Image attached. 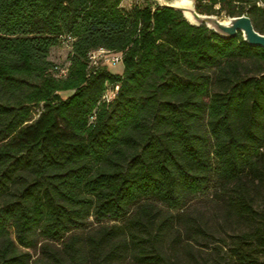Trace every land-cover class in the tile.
I'll use <instances>...</instances> for the list:
<instances>
[{
	"label": "trees",
	"instance_id": "1",
	"mask_svg": "<svg viewBox=\"0 0 264 264\" xmlns=\"http://www.w3.org/2000/svg\"><path fill=\"white\" fill-rule=\"evenodd\" d=\"M209 2L264 34L255 0ZM120 3L0 0V264H167L164 245L192 254L212 227L201 199L231 227L203 264H264V49ZM101 48L122 73L87 69Z\"/></svg>",
	"mask_w": 264,
	"mask_h": 264
},
{
	"label": "rangeland",
	"instance_id": "2",
	"mask_svg": "<svg viewBox=\"0 0 264 264\" xmlns=\"http://www.w3.org/2000/svg\"><path fill=\"white\" fill-rule=\"evenodd\" d=\"M145 4V0H121L120 5L124 8L129 9L130 7L134 5H140L143 6ZM216 13V12H215ZM218 17L220 20H226L227 15L224 11H221L219 13L214 14ZM69 49L65 47L64 45H57L53 47L50 52L48 59L56 66L54 71L52 70L53 74L56 76H60V70L62 68L67 69L66 76H61V78L67 79L68 70L70 67L69 62L67 61V55H68ZM107 55H99L96 54L95 57H91L87 64L88 66L92 65V62H96V64L104 65L108 68V70L112 73H122L123 71V63L122 61L117 63L116 65H111L106 62ZM58 68V69H57ZM116 87L108 84L107 89L105 91V94L103 98H105L106 103L107 101H110L114 98V94L116 92ZM72 90H62L58 92V96L60 98H66L71 94ZM114 95V96H113ZM35 113L38 112V108L34 110ZM36 116V114H34ZM190 213L192 215H195L199 220V223L203 221H211L210 224H213L212 227L210 225L208 229V233L206 232V235L203 236V239L199 240L198 242L190 241L193 244V248H191L192 254L184 253L181 249L180 245L178 244H166L163 247V255L165 258V262L167 264H197V262H200L201 264L204 263L205 258L210 257L211 252H213L214 247L221 246L224 249L225 241L224 238H226V235L230 233V226L225 224L223 222L222 218V211L219 208L218 204L213 203L212 201H209V199L204 200H196L192 206L190 207ZM210 234V235H207ZM183 237H185L183 235ZM56 246H59L57 244ZM54 248V247H53ZM28 252L31 254L32 259L36 258L39 255V249H31L28 250ZM222 254V252H220ZM221 256V255H219ZM194 257V258H193Z\"/></svg>",
	"mask_w": 264,
	"mask_h": 264
},
{
	"label": "water",
	"instance_id": "3",
	"mask_svg": "<svg viewBox=\"0 0 264 264\" xmlns=\"http://www.w3.org/2000/svg\"><path fill=\"white\" fill-rule=\"evenodd\" d=\"M157 6L181 12L183 18L193 26L205 25L222 38H233L238 32L242 40L250 45L264 49V34L256 31L250 18L245 15L228 16L220 20L214 14L200 13L195 8V0H152Z\"/></svg>",
	"mask_w": 264,
	"mask_h": 264
},
{
	"label": "built area",
	"instance_id": "4",
	"mask_svg": "<svg viewBox=\"0 0 264 264\" xmlns=\"http://www.w3.org/2000/svg\"><path fill=\"white\" fill-rule=\"evenodd\" d=\"M203 3H210L209 0H202ZM255 4L258 6V7H264V0H255ZM220 7V3L219 2H215L213 4V8L214 9H219ZM96 54H99V55H107L106 57V62L111 64V65H116L117 63L121 62L122 61V55L121 53H117V52H110L108 50H104V49H98V50H95L93 52L90 53V58L92 57H95ZM67 74V69H64L62 68L60 70V76H65ZM116 89H118V86H115ZM116 93V92H115ZM106 95V94H104ZM115 95V94H114ZM113 95V96H114Z\"/></svg>",
	"mask_w": 264,
	"mask_h": 264
}]
</instances>
